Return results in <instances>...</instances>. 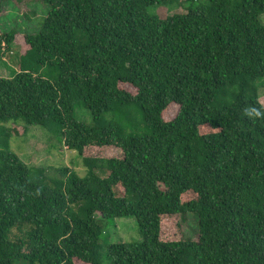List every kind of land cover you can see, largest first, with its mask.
<instances>
[{
    "label": "trees",
    "instance_id": "trees-1",
    "mask_svg": "<svg viewBox=\"0 0 264 264\" xmlns=\"http://www.w3.org/2000/svg\"><path fill=\"white\" fill-rule=\"evenodd\" d=\"M38 1L0 77V264H264V119L244 115L264 111V0ZM174 1L193 6L149 12ZM16 35L0 32V54ZM29 125L85 173L28 166L9 143ZM187 213L196 238H164L162 218ZM120 217L140 239L101 244Z\"/></svg>",
    "mask_w": 264,
    "mask_h": 264
},
{
    "label": "rangeland",
    "instance_id": "rangeland-1",
    "mask_svg": "<svg viewBox=\"0 0 264 264\" xmlns=\"http://www.w3.org/2000/svg\"><path fill=\"white\" fill-rule=\"evenodd\" d=\"M192 2L174 1L165 4H155L149 7V12L157 14L160 18L185 13ZM48 7L42 1L35 0H2L0 11V32L15 30L17 35L9 51L0 54V77H10L18 70L19 55L22 51L23 35L35 33L40 22L46 15ZM259 101L264 105V80H258ZM128 88V87H126ZM178 104L171 103L163 111L164 120H171L178 112ZM75 116L78 120L90 123L91 117L85 108L79 106L75 109ZM10 125V124H9ZM10 150L16 153L28 166H43L48 168V174L53 175L54 169L67 166L75 170L79 175L85 173L80 157L76 152L68 150L56 138L46 133L37 125L25 127L24 133L10 139ZM120 156L119 151L105 152V156ZM164 238H191L197 235L196 217L187 213L183 216L163 217ZM103 241H133L139 240L140 235L134 217H120L104 221ZM102 264H106L103 260Z\"/></svg>",
    "mask_w": 264,
    "mask_h": 264
},
{
    "label": "clouds",
    "instance_id": "clouds-1",
    "mask_svg": "<svg viewBox=\"0 0 264 264\" xmlns=\"http://www.w3.org/2000/svg\"><path fill=\"white\" fill-rule=\"evenodd\" d=\"M261 107H264V105H262ZM244 115L253 120H255L256 118L264 119V111H262L261 108L255 106L246 107L244 109Z\"/></svg>",
    "mask_w": 264,
    "mask_h": 264
}]
</instances>
